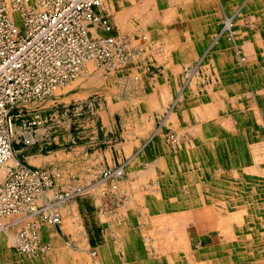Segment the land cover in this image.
Wrapping results in <instances>:
<instances>
[{
	"label": "rangeland",
	"instance_id": "rangeland-1",
	"mask_svg": "<svg viewBox=\"0 0 264 264\" xmlns=\"http://www.w3.org/2000/svg\"><path fill=\"white\" fill-rule=\"evenodd\" d=\"M38 2L39 0H25V4L30 7L37 6ZM99 5V7H95V11L97 14L99 13V15L101 14L97 11V9H114V4L111 0H102V3H99ZM230 5H232V8L230 9H217L214 19L215 22H200L202 33L206 32L205 28H210L212 27V23H215V27H217V29L213 34L212 39L216 37L218 41L217 46L209 45L204 48V61H202L203 64L201 70L205 76H210V78L211 72H214L217 75L216 77L222 78L223 75L229 74L227 76L228 78L232 76V78L237 79V71L240 68L239 72L242 73V80L240 81L241 86H239L238 88L240 89L236 91L239 103L235 102L231 105V109H228L230 112L233 108L232 114L234 112L233 115L235 117L230 122H232L234 126L217 117L215 122L217 124V130L214 128L213 131L215 134L212 132L213 129L209 132L207 128H204V130L202 131V133L208 134V136L212 139L211 142L208 141L206 143H200L199 148L195 149L194 147L193 150H189L192 152H189L187 149H185V152L182 153L185 161L186 159H190L191 163L193 161V156L195 157L193 162L194 166H191V168H189V163L186 166L184 172L185 176H187L188 174L190 178H188L187 176L185 179V176L183 174H178V177H184L185 180L183 179V183L181 182L179 185L171 186L169 184L171 188L170 190H166L164 188L162 192H160L161 195L158 198V202L160 203V205H157L156 207H154L153 205H148V207L139 206L140 202L137 201L138 199L134 198V192L133 197H125L124 194H122V196L119 195L118 191L119 187H121L120 184L122 182V187H131L132 191L135 187L130 177H112L115 171L120 169L124 162L129 159V157L123 158L121 164L112 165L113 160L103 156L105 155V151L108 148H113V144L105 141V134L107 130L104 125L89 126L87 125L88 123L85 126H81L82 124L80 125V120L85 119L86 122H94L97 121L98 117H100L99 108L96 107V102L90 101L88 103V106H86V108L84 109L83 115H80L78 111H74L72 114V117L74 116L73 118L76 121V126L74 125L72 127L73 136L71 138L69 146H80L81 142L84 141L81 134L84 130H88L89 135L86 137V139H88L89 145L88 152L90 154V158L93 160L90 161L91 159L89 158L90 162L87 166V169L83 167V171L81 173L82 177L80 176V178L82 179L81 183L80 179L78 178L79 181H77L75 185H70V182H72L73 179L75 180L77 177H79L76 176L78 172L73 173V175H71L70 177L68 176V174H63L64 171L62 167H60L57 171L55 170L54 174L52 170L38 167L33 168L24 164V166H27L30 169H37L41 173L42 181L44 182L45 187L43 188V190L51 191V193L47 195V198L44 195L40 198V204L38 203L39 208L46 207L47 204H50L52 202L56 203L60 194L66 196L67 193L68 195H70L69 193H73L78 188H83V190L80 191V194H76L75 197L70 200V202H72L70 203V206L67 205V208H65V206H61L58 208L59 211L57 212H59L58 214L61 215L62 224H59L57 226H54L49 221V216H47L48 214L45 213H42L38 217H30L26 213H20L8 217L6 219V222L14 223L16 225H14L13 228L12 226L9 227L8 232L10 234L4 232L0 233V264H29V262L31 261L54 262L56 260V257L52 253L55 252V246H52V243L47 240V236L51 235L52 233H55L61 240V245L59 248L62 250L61 253L57 256L63 261L69 260L71 264H78L83 260L80 259V254H82L83 257H86L85 262L87 264H153V259L159 260L161 257H163L164 252L167 251V248L168 251H170V249L172 250L168 253H171L174 259H176L177 254L175 252V247H177L176 244H178L182 236V244L184 245V247H186V254H183V252L181 251V256L184 257L183 264H217L212 263L210 262V260H208L210 255L209 253L211 252H208V249L213 245L221 243L223 244V231L216 229L211 233L207 232L204 228H208V223L205 220L199 219V217L204 216L206 218L207 213L205 210L206 208H211L213 217L218 218V220L220 221H225L229 216L235 213V204L233 202L235 199L234 197L237 198L239 197V195L248 196L250 194H253L251 200L253 199L252 203H254L255 205L257 201V204H259L260 201L264 198V73L262 72V74L260 72V69L264 65V0H231ZM227 17L232 18V27L230 29H226ZM223 21L226 22L223 23ZM242 33L245 34L243 35ZM241 36L242 38H244L242 40H247L249 38L255 37L257 39V41L255 42L256 44H243L239 42ZM223 46L230 47L229 52L233 51V55H231V58L232 60H234L236 57L235 66H237L238 69H236V67L230 66L232 65L230 63H233V61H230V63L226 62L228 60V57L227 60H225L224 51L220 50ZM257 55L258 57H256ZM246 56H250V58L248 57L247 59ZM215 58L217 63L211 61L215 60ZM251 58L252 60H250ZM253 63L257 64V68L254 67L255 64L253 65ZM127 64L128 63L124 65L127 66ZM124 65L121 64L117 67L126 68ZM112 70L113 72L118 71L117 69ZM254 70H256L258 78H255L253 75L249 76L250 73L247 72H254ZM122 80L123 82L127 83V89H134L139 93V95L140 93H143L138 87H135V78L129 77ZM195 80H198V78H195ZM190 81L191 79L190 77H188L187 73L185 82L189 83ZM199 81L201 83H204L203 88L207 90H210L214 85L213 79L208 80V78H204L203 76L199 79ZM216 81L218 82L219 79L216 78ZM244 83L246 84V87ZM63 88L65 87H62V89ZM56 94H58L57 91H54V94L42 100L21 101L16 105L15 109L10 111L9 116H12L17 120L15 135L13 139L14 158L7 164V171L16 167L18 163L23 164L20 161L22 155L20 153L18 154V150H20L23 146H34L36 144V141H38L40 135L45 139H48V137H53V130L54 128H56V126L52 127L50 132L48 125L57 124V120L55 122L47 121L43 125L36 126L33 129L29 130L25 129L24 122L31 121V114L33 112H42V117H49V111L52 110V107H54L53 105H61L58 104V102H52V97ZM125 96L128 97V94H125ZM255 101L259 102L258 108H253L252 106L254 105L255 107ZM129 103L130 104L128 105H130L129 109H131V112L133 110L132 108L136 107V104L133 100L129 101ZM236 104L240 105V107L245 110L241 112L242 115L240 117L243 121H245V126L239 127L237 121L241 119H239V117H236L237 114H239L237 107L235 106ZM247 104L249 105V107L253 108L250 112L251 115L247 113V111H250ZM202 107L204 106L202 105ZM138 109L139 108L137 105V108H134V110ZM139 110L141 111L142 115L145 113L144 109ZM167 112L168 111L165 110V114ZM219 112L221 116L224 115V112L221 110V108L219 109ZM21 113H23V117L21 116ZM111 113L113 114L115 113V111ZM255 115L256 117H254ZM99 119H101V117ZM208 120L209 119H205V121L202 120V125L203 123L207 124ZM184 124L186 126L188 125L187 120L186 122H184ZM68 128L69 130H71L70 126H68ZM142 128L145 127L143 126ZM160 129H162V126L158 127L155 132L158 131L160 135H164L162 138L166 139V144H168L172 150L179 151V148L184 147L180 146L182 145V143H179V139L178 141H176L177 132L171 131V128L165 127V125L163 126L164 132H161ZM49 133H53V135L49 136ZM170 139H173V141L171 142ZM143 143L145 142L140 143L138 148L142 146ZM207 145L213 146L215 148H219L221 146L222 149L220 152H222V155H218L217 158L215 157V159L211 158L213 159L211 161L210 157L212 153ZM50 148L51 149H45L44 153L46 150L57 152L58 150H62L64 147L61 145H55ZM138 148H136V152H133V154H137ZM95 149L99 150L98 156L94 155L96 154L94 153ZM156 149L161 150V146L156 147ZM249 149H253L251 153L254 160L251 159V153H249ZM224 152L226 153L225 156L223 154ZM141 154L142 153H140L139 155ZM254 154H257L256 157ZM139 166H137L136 168H139ZM78 168L80 169V167ZM134 170L135 169L133 168L126 167V171L124 173L128 175L132 174V177L137 176V174L131 173L132 171L134 172ZM6 173L7 174L4 176V178L0 180V184H3L8 179L9 173ZM94 173H96L97 175L95 176V178H93ZM89 174H91V178ZM210 174L214 175V184L215 186L217 185L215 197L207 189V185L211 182ZM50 182L51 186L47 185ZM61 184L65 187L60 186ZM182 185L183 187L184 185L186 186V188H184V191L183 187L181 188ZM56 186H58V188L62 187V189H56ZM227 186H229V188H227ZM230 186H232L233 189ZM222 188L225 189L223 190V192L220 191L222 190ZM237 190L239 191V193ZM208 196H210L212 199L207 201L205 199L206 203L204 206V213H201L204 215H195V206L186 205L185 207H182L181 205L183 203L195 205L197 199H204V197L206 198ZM124 199L125 201L128 200V205L125 207H123L122 205ZM168 202L169 204L165 205ZM226 205H228V207ZM62 207H64V209H62ZM252 207L253 208L250 207L248 210L249 214L247 213V223L250 222V217L252 214H255V212L257 211L260 212V207H257V211L254 208L256 206ZM183 210L185 213H183ZM66 211L68 212L66 213ZM261 211H264V204L263 210ZM178 213H183L184 216L180 215V217L182 216L183 218H179ZM121 214H124V217L126 218L123 219L126 220H119L122 216ZM159 216L161 219L163 218V216H165L166 219L164 217L165 220L162 219L160 221ZM129 217L131 219H129ZM156 218L158 219L157 221H155ZM174 219L177 220V223L179 225ZM182 219L184 220V222L181 221ZM167 220L172 221L168 222ZM186 222L188 224V229L186 235L184 236L183 232L186 231L184 229V223L186 224ZM72 223L75 225L73 226ZM258 223H260V220H258ZM181 224L183 225L181 226ZM79 225L83 229L80 234H78V229L80 227ZM165 225L168 226L164 228ZM33 227H35L38 231V246L41 247L44 245H49L50 247L47 249V251L39 253V255L36 253L32 255V253H25L16 249V242H18L17 240H20V237L18 236L19 232L23 230L30 232ZM182 228L184 231H182ZM172 229L174 231L173 234L171 233ZM163 230L166 231H164L163 233ZM165 232L168 233L165 234ZM179 233L180 237H178ZM220 236L222 237L220 238ZM221 239L223 240L222 242ZM211 240H213V243H211ZM69 242H71V246L68 244ZM188 252L192 253V255H190ZM108 255L112 256L108 258ZM212 258H214V255H212Z\"/></svg>",
	"mask_w": 264,
	"mask_h": 264
},
{
	"label": "crops",
	"instance_id": "crops-1",
	"mask_svg": "<svg viewBox=\"0 0 264 264\" xmlns=\"http://www.w3.org/2000/svg\"><path fill=\"white\" fill-rule=\"evenodd\" d=\"M111 1L114 4V9H97V11L100 12L102 17L109 21L113 27V31L107 33L102 29H95V32L105 36L110 34L118 36V41L121 39L133 53L130 54L131 60L127 66L124 65L126 68H118L117 66L109 67V65L95 62L92 64L90 63V66H87L86 71L82 75L83 79L63 88L61 90L62 92L60 91L61 93L57 92L58 94L52 97V102H58V104L61 105H53L54 107H52V110L49 112L53 113L56 110L55 108H57V106H62V104L68 106L84 105L86 107L90 101L96 102V107L99 108V114L102 120L99 119L100 117L94 122H86L84 119L80 120V125L82 124L81 126H85L87 123L89 126L104 125L107 130L105 141L113 144V148H108L103 156L112 159V165L121 164L123 158L129 157L122 167L124 166L126 168L129 166V168L135 169L134 172L132 171L131 173L137 174V176L131 177V174H126V177H131L130 179L133 185L135 183L134 190L142 192L148 190L146 191L148 193L150 190L152 193L147 196V202L148 198H152L154 200L156 199V204H158L161 190L164 188L168 189L169 183L171 186L179 185L184 179V177H178V174L184 175V164L185 162H188V164L190 163V159H186L185 161L182 156L185 149L188 151L193 150L194 147L197 149L203 141L211 142L212 139L208 134H204V137H202L195 131L197 128L199 129V127H201L202 122L205 121V119H209L207 124L203 123L202 125L207 126L209 132L212 129L213 132L214 128L217 130V124L215 123L217 117L233 125V123L230 122L235 117L233 115L234 112L232 114L233 108L230 111L231 113L229 110L232 104L235 102L239 103L236 91L240 89L238 87L241 86L240 81L242 80V73L239 72L240 68L238 69V67L235 66L236 57L232 60L231 55H233V51H230V53V47L228 46H223L220 50L224 51L225 60H227L228 57L226 62L230 63V61H233V63H230L232 64L230 66L238 69L237 79L232 78V76L228 78L227 76L229 74H225L221 78L216 77L217 75L211 72L210 78V76H205L202 73L201 68L202 61H204V48L209 45L217 46L218 41L216 37L212 39L217 29L215 23H212V27L205 28V33H202L200 27V22L214 21L219 7L220 9L232 8V5H230L231 0H213V2L212 0ZM100 3H102V1ZM210 3H214L216 6L214 4L212 6ZM242 34L244 35L245 33ZM242 39L244 38L241 36L239 42L243 44L252 43V45H255L257 41L255 37L247 40ZM256 57H258V55ZM211 61L216 62V58ZM254 67L257 68V64H255ZM112 69H117L118 71L113 72ZM190 70H193V75H188L191 81L186 83L185 78L187 73L190 74ZM256 70H254V72H247L250 73L249 76L253 75L255 78H258ZM202 76L208 78V80L213 79L214 85L210 90L203 88L204 83L199 81ZM129 77L136 79L134 85L143 92L142 94L140 93L139 95L134 89H127V83L123 82L122 79ZM195 78H198V80H195ZM216 78L219 79L218 82ZM180 93L183 95V100L174 105L172 111L171 107L174 100L178 98ZM125 94H128V97H126ZM131 100L136 104V107H134L135 109L138 105L139 109L145 110L143 115L139 109L134 110V108H132L133 110L130 112L131 109H129L130 105L128 104H130L129 101ZM200 103L204 107H202ZM255 104L257 106L255 105L254 108H258L259 102L255 101ZM235 106L239 113L236 117L241 119V112L244 109L241 108L240 105L236 104ZM247 106L250 110L247 111V113L251 115L250 112L253 108L249 107L248 104ZM220 108L224 112L222 116L219 112ZM165 110L168 111L166 114ZM204 110L208 112H204ZM113 111H115V113L112 114L111 112ZM73 117L71 115L69 117L70 120L66 118L64 121L57 120V124H49V131L52 127L56 126L54 130L52 129L54 135L53 133H49V136L53 135L52 138L48 137V139H45L40 135L34 146H23L18 150V154L20 153L22 155L20 161L23 165L25 164L33 168L49 169L52 170L53 173L55 170L57 171L62 167L64 171L63 174H68L70 177L73 173L78 172L76 176L79 177L75 180L73 179L70 185H75L76 182L79 181L78 178L81 183L82 179L80 176L83 167L87 169L89 162L93 160L90 158L88 152L89 145L88 139H86L89 135L88 130H84L81 134L84 141L81 142L80 146H69L73 136L72 127L74 125L76 126V121ZM254 117H256V115ZM186 120L188 123L187 126L184 124ZM237 122L239 127L245 126V121L242 119ZM164 125L165 127L171 128V131L177 132L179 143H182L180 146H184L183 148H179V151L172 150L169 145L166 144V139H162V135L160 136L159 133H154L155 130L161 126V132H164ZM68 126H70L71 130H69ZM143 126L145 128H142ZM155 138H158V140L155 141ZM159 139L161 141V150L157 151L156 147H158L157 145L160 143ZM142 142L145 143L138 148L139 144ZM55 145H61L64 148L57 152L46 150L44 153L45 149H51L50 147ZM136 148H138L137 154H133V152H136ZM209 148L212 153L210 157L211 161L215 159V157L217 158L218 155H222V152H220L222 149L221 146L219 148L209 146ZM98 152L99 150L95 149L94 153L96 154L94 155L98 156ZM140 153L142 154L139 155ZM223 154L225 156L226 153L224 152ZM154 159L158 160L155 161ZM193 162L194 157L189 168L194 166ZM178 165L181 168H179ZM137 166H139V168H136ZM78 167H80V169ZM148 171L149 174L147 173ZM144 174L145 176L142 177ZM89 175L91 178V174ZM93 176V178H95V176H97L96 173H94ZM143 181L145 184L142 183ZM136 184L138 185L137 187ZM60 186L63 185L61 184ZM57 188L58 186H56V189ZM58 189H62V187ZM81 190H83V188H78L76 191L78 192ZM134 190L132 191L131 187H119L118 193L121 196L124 194L125 197H130L131 195V197H133ZM50 193L51 191L47 192L48 195ZM68 202V204L72 203L70 200ZM127 202L128 200H123V207L128 205ZM121 215L119 220H126L123 219L126 218L124 214ZM129 219L131 218L129 217ZM47 237V240L52 243L51 245L55 246V252L52 254L55 255L56 260L54 262L31 261L29 264H71L69 260L63 261L57 256L62 250L59 248L61 245L60 238L57 237L55 233Z\"/></svg>",
	"mask_w": 264,
	"mask_h": 264
},
{
	"label": "built area",
	"instance_id": "built-area-1",
	"mask_svg": "<svg viewBox=\"0 0 264 264\" xmlns=\"http://www.w3.org/2000/svg\"><path fill=\"white\" fill-rule=\"evenodd\" d=\"M100 0H39L30 7L25 0H0V166L14 156L13 139L16 120L9 116L21 101L42 100L81 76L87 63L115 67L129 63L132 53L116 35L107 33L112 25L95 7ZM84 105L57 106L49 117L33 112L24 122L26 130L69 118L73 112L83 115ZM23 117V113H21ZM25 119V118H24ZM9 177L0 184V228L14 226L10 216L26 213L34 217L44 182L37 169L23 164L9 169ZM47 185L51 186V182ZM17 250L39 253L38 231L19 232Z\"/></svg>",
	"mask_w": 264,
	"mask_h": 264
},
{
	"label": "bare ground",
	"instance_id": "bare-ground-1",
	"mask_svg": "<svg viewBox=\"0 0 264 264\" xmlns=\"http://www.w3.org/2000/svg\"><path fill=\"white\" fill-rule=\"evenodd\" d=\"M102 0H100V2H101ZM212 2H213V0H212ZM207 3V2H206ZM205 3V4H206ZM215 3V2H214ZM213 3V4H214ZM210 4H212V3H210ZM213 4H212V6H213ZM215 5V4H214ZM221 5V4H220ZM256 5V4H255ZM216 6V5H215ZM218 6H219V4H218ZM223 6V5H222ZM217 9V8H216ZM219 9H220V7H219ZM261 11V10H260ZM227 16V15H226ZM225 16V17H226ZM224 22H226V21H223V23ZM264 24V23H263ZM262 24V25H263ZM224 25V24H223ZM227 27H226V29H230L231 27H232V18H228L227 17ZM219 28H221V27H219ZM225 28V27H224ZM222 33V32H221ZM229 34V33H228ZM220 35V34H219ZM233 37V36H232ZM219 38V37H218ZM231 38V37H230ZM220 39V38H219ZM234 39V38H233ZM118 40V39H117ZM224 40V39H223ZM121 42V41H120ZM251 44V43H250ZM245 47V46H244ZM237 49V48H236ZM209 50V49H208ZM207 50V51H208ZM247 50V49H246ZM219 51V50H218ZM216 52H217V50H216ZM241 53V52H240ZM133 54V53H132ZM207 55V54H206ZM248 55V54H247ZM209 57V56H208ZM247 57V59H248V57L250 58V56H246ZM224 59V58H223ZM250 60H252V58L250 59ZM91 63V62H90ZM90 63H87L86 64V66H85V68H84V70H83V72H82V74H81V76H79L76 80H74V81H72V82H70L69 84H67L66 86H60L59 88H57L55 91H57V92H59V91H61V89H62V87H68V86H70V85H72L73 83H75L76 81H80L81 79H83V74H84V72L86 71V69H87V66L89 67L90 66ZM217 63V62H216ZM92 64V63H91ZM203 64V63H202ZM215 65V64H214ZM238 65H240V64H238ZM254 65V64H253ZM205 66V65H204ZM242 66V65H241ZM110 67V66H109ZM196 68V67H195ZM246 68V67H245ZM90 69V68H89ZM207 69V68H206ZM89 72H90V70H89ZM219 72V71H218ZM260 72L262 73H264V65H263V67L260 69ZM262 73V74H263ZM189 76H192L193 75V70H190V74H188ZM82 77V78H81ZM249 95V94H248ZM183 95H182V93H180L179 94V96H178V98H176L175 100H174V103H173V105H172V107H171V110L173 111V106L174 105H176L178 102H180L181 100H183ZM255 99V98H254ZM248 100V99H247ZM182 102V101H181ZM253 106V108H254V105H252ZM208 112L207 110H204V112ZM206 114V113H205ZM212 114V113H211ZM248 116V115H247ZM246 119V118H245ZM204 128H207V126H201V127H199V129L197 130H195L197 133H199V135L200 136H202V137H204V134H206V133H202V131L204 130ZM208 129V128H207ZM161 130V129H160ZM176 132V131H175ZM175 132H174V134H175ZM234 132V131H233ZM154 133H158V131L157 132H154ZM161 136V135H160ZM164 135H162V137H163ZM240 136V135H239ZM154 137V136H153ZM158 138H159V136H158ZM158 138H155V141H157L158 140ZM163 139V138H162ZM176 141H178V139H179V137H178V134H177V136H176ZM171 140V142L173 141V139H170ZM174 140H175V138H174ZM220 140V139H219ZM159 144L157 145V146H161L160 144H161V141H160V139H159ZM204 143H206L205 141H203ZM213 143V142H212ZM153 144V143H152ZM208 146V145H207ZM209 147V146H208ZM159 149V148H158ZM157 149V151H159ZM162 149H164V148H162ZM253 150V149H252ZM252 150H250L249 149V153H251V151ZM257 151V150H256ZM255 155V154H254ZM257 155V154H256ZM256 155H255V157H256ZM193 156V155H192ZM181 157V156H180ZM194 157V156H193ZM254 157V158H255ZM14 157H12L11 158V160L13 159ZM195 158V157H194ZM175 159H177V158H175ZM251 159H253V156H252V153H251ZM10 160V161H11ZM155 161H157L158 159H154ZM206 160V159H205ZM254 160V159H253ZM10 161H8L6 164H4V165H2V166H0V180H2L3 178H4V176L7 174L6 172H8L7 171V169H8V163L10 162ZM15 161V160H14ZM132 161V160H131ZM256 162V161H255ZM155 163H157V162H155ZM206 163V162H205ZM154 164V163H153ZM131 165V164H130ZM185 165V169H186V166L188 165V162L187 163H185L184 164ZM190 165V164H189ZM179 166V165H178ZM129 167V166H128ZM179 168H181L180 166H179ZM253 168V167H252ZM255 168V167H254ZM261 168V167H260ZM184 169V170H185ZM256 169V168H255ZM258 169V168H257ZM180 170V169H179ZM126 171V168L123 166V167H121L120 169H118L117 171H115V173H114V175L112 176V177H119V178H124V177H126V173H124ZM183 171V170H182ZM181 171V172H182ZM209 171V170H208ZM259 171V170H258ZM257 171V172H258ZM217 172V171H216ZM148 174H149V171L147 172ZM199 173V172H198ZM210 173V172H209ZM112 174V173H111ZM143 174V173H142ZM194 174V173H193ZM197 174V173H196ZM172 175V174H171ZM170 175V176H171ZM211 175V182L207 185L208 186V190L210 191V193L215 197L216 196V187H217V185L215 186V180H214V175H212V174H210ZM264 175V174H263ZM262 175V176H263ZM131 177L133 176L132 174L130 175ZM143 176H145V174L144 175H142V177ZM184 176H185V174H184ZM187 176H188V178H190V176L187 174ZM187 176H185V179H186V177ZM130 177V178H131ZM172 178V177H171ZM106 179V178H105ZM153 179V178H152ZM184 179V180H185ZM213 179V180H212ZM215 179H217V178H215ZM264 179V178H263ZM144 181H146V180H144ZM144 181L142 182V183H144ZM110 182V181H109ZM226 182V181H225ZM123 183V182H122ZM122 183L120 184V186L122 187ZM152 183V182H151ZM145 184V183H144ZM170 184V183H169ZM134 185H135V183H134ZM138 185L136 184V187H137ZM263 186V185H262ZM183 187V185L181 186V188ZM230 187H232V186H230ZM122 188H125V187H122ZM141 188V187H140ZM168 189H166V190H170L171 188H170V185H168V187H167ZM184 188H186V186L184 185V187H183V191H184ZM225 188V187H224ZM227 188H229V186H227ZM153 189H154V187H153ZM161 189V188H160ZM231 189V188H230ZM232 189H233V187H232ZM240 189V188H239ZM144 190V189H143ZM181 190V189H180ZM223 190H225V189H223L222 188V190H220V191H222L223 192ZM227 190V189H226ZM44 191V190H43ZM40 192V194H39V199H38V202H37V205H36V208H34V211H36V213L34 214V217H38L39 215H41L42 213H45V214H48L47 216H49V221L54 225V226H57V225H59V224H62V218H61V215L60 214H58L59 212H57V211H59L58 210V208L59 207H61V206H65V208L67 207V205L68 206H70V204H68L69 202V200H71L73 197H75V195L76 194H79L80 193V191H75V192H73V193H69L70 195H68V193H67V195L65 196V195H63V194H60L59 195V197H58V200L56 201V203H54V202H52V203H50V204H47V206L46 207H40L39 208V200H40V198L44 195L46 198H47V195L48 194H46L48 191H50V190H48V191H44V192ZM146 191H148V190H146ZM146 191H136V190H134V197H135V199H138L137 201H141L140 202V205H141V207L143 206V207H145V206H147L148 207V205H153L154 207H156L157 205H160V203L158 202V204H156V199L154 200V199H152V198H148V202H147V196L148 195H150L152 192L149 190V193L148 192H146ZM153 191V190H152ZM160 191V190H159ZM238 191V190H237ZM160 192H162V190L160 191ZM226 192V191H225ZM236 192V191H235ZM154 193H157V192H154ZM198 193V192H197ZM238 193H239V191H238ZM46 194V195H45ZM158 194H159V192H158ZM160 195V194H159ZM159 195H157V196H159ZM255 195V194H254ZM51 196V195H50ZM132 196V195H131ZM130 196V197H131ZM181 196V195H180ZM183 196V195H182ZM237 196V195H236ZM253 196V194L251 195H248V196H240L239 195V197H234L235 199H237V200H235L234 198V204H235V213L234 214H232L231 216H229L228 217V219L227 220H225V221H220V220H218V218H215V217H213V215H212V209L211 208H206V218L204 217V216H201V217H199V219H201V220H205L207 223H208V228H204L207 232H209V233H211L212 231H215L216 229L217 230H222L223 231V240H224V242H223V244L221 243V244H217V245H213L212 247H210L209 249H208V252L209 251H211L208 255H209V258H208V260H210V262H212V263H217V264H264V211L262 212L261 210H263V204H264V198L260 201V203L259 204H257V202H256V205L254 204V203H252V200H251V197ZM176 197V196H175ZM169 198V197H168ZM255 198V197H254ZM257 198V197H256ZM205 199H206V201L207 200H210V199H212L210 196H208V197H204V199H197V202L195 203V205H190V204H188V203H183V204H181L182 205V207L184 206H186V205H188V206H195V208H196V211H194L195 212V215H198V214H201V213H204V206H205V203H206V201H205ZM153 201V202H151V201ZM41 201V200H40ZM39 203V204H38ZM74 203V202H73ZM64 204H66V205H64ZM167 204H169V202L168 203H166L165 205H167ZM193 204V203H192ZM59 205V206H58ZM227 207H228V205H226ZM252 206H256V207H254L255 208V210L257 211V207L259 208L260 207V212L259 211H257V212H255V214H252L251 215V217H250V222L249 223H247V221H246V217H247V215L249 214V212H248V210H249V208L251 207V208H253ZM140 207V208H141ZM62 209H64V207H62ZM56 211V212H55ZM61 211V210H60ZM182 211V210H181ZM68 211H66V213H67ZM177 212V211H176ZM147 213V212H146ZM155 213V212H154ZM183 213H185L184 212V210H183ZM183 213L182 214H179V218H181L182 216H184L183 215ZM248 213V214H247ZM151 214V213H150ZM174 214V213H173ZM177 214V215H178ZM257 214H260V215H257ZM169 215V214H168ZM175 215H176V213H175ZM180 215H182L181 217H180ZM201 215H204V214H201ZM76 216V215H75ZM170 216V215H169ZM155 217V216H154ZM164 217L165 216H163V218L162 219H164ZM24 218V217H23ZM147 218V217H146ZM158 218V217H157ZM156 218V220L155 221H157L159 218H160V216H159V218L157 219ZM176 218H178V217H176ZM183 218V217H182ZM161 218L159 219L160 221L162 220ZM165 219H166V217H165ZM164 219V220H165ZM169 219H171V218H169ZM184 219H186V218H184ZM21 220V219H20ZM40 220H42V219H40ZM64 220V219H63ZM148 220V219H147ZM172 220H173V218H172ZM172 220H169V221H172ZM174 220H176V219H174ZM258 220H260V223H258ZM154 221V220H153ZM168 221V220H167ZM168 221V222H169ZM182 222H184V220L182 219L181 220ZM50 222H49V224H50ZM164 222V221H163ZM187 222H188V220H187ZM187 222H186V224L184 223V229L186 230L185 232H183L184 233V236L186 235V232H187V229H188V224H187ZM167 223V222H166ZM176 223H177V220H176ZM73 224V223H72ZM153 224V223H152ZM165 224V223H164ZM163 224V225H164ZM178 224V223H177ZM19 225V224H18ZM75 224H73V226H74ZM154 225V224H153ZM174 225V224H173ZM179 225V224H178ZM183 224H181V226H182ZM33 226V225H32ZM80 226V225H79ZM166 226H168V225H165V227L164 228H166ZM36 227V226H35ZM170 227V226H169ZM12 228H13V226H12ZM15 228V227H14ZM20 228V227H19ZM163 228V227H162ZM177 228V227H176ZM76 229V228H75ZM119 229V228H118ZM180 229V228H179ZM20 230V229H19ZM83 229L81 228V226L79 227V229H78V231H79V233L78 234H80L81 233V231H82ZM120 230V229H119ZM155 230V229H154ZM153 230V231H154ZM168 230H169V228H168ZM71 231V230H70ZM69 231V232H70ZM113 231H114V229H113ZM153 231H151V232H153ZM164 231H166V230H163L162 232L164 233ZM172 231H173V229H172ZM171 231V233L173 234L174 233V231L172 232ZM177 231H178V229H177ZM182 231H184L183 230V228H182ZM2 232H4V233H7V234H10L9 232H8V230H7V227H1L0 228V233H2ZM72 232V231H71ZM76 232H77V230H76ZM156 232V231H155ZM154 232V233H155ZM176 232V231H175ZM130 233V232H129ZM138 233V232H137ZM153 233V234H154ZM166 233H168V232H165V234ZM178 233V232H177ZM182 233V234H183ZM131 234V233H130ZM181 234V235H182ZM169 235V234H168ZM177 235V234H176ZM179 235V236H178ZM177 236L178 237H180V233L178 234ZM19 236V235H18ZM173 236V235H172ZM12 237V236H11ZM169 237V236H168ZM171 237V236H170ZM183 237V236H182ZM181 237V238H182ZM219 237V236H218ZM222 236H220V238H221ZM167 238V237H166ZM180 238V241L178 242V244H176L177 245V247H175V252H176V254H177V257H176V259H174V257L171 255V253H168V252H170V251H172L171 249H170V251H168V248H167V251H165L164 252V255H163V257H161L159 260L158 259H153L154 260V263L153 264H162V263H167V264H183V256H181V251L183 252V254H186V247H184V245L182 244V239ZM39 239V238H38ZM169 239V238H168ZM218 239V238H217ZM186 240V239H185ZM222 239H221V242L223 241ZM18 242H16V241H14V242H16V244L18 245L19 243H20V240H17ZM170 241V240H169ZM183 241H184V238H183ZM213 240H211V243H213L212 242ZM186 243V242H185ZM16 244H14V245H16ZM70 246H71V242H69L68 243ZM116 246V245H115ZM44 247H47V249L48 248H50L49 247V245H44ZM155 248H156V246H155ZM47 249L45 250V251H47ZM52 249V248H51ZM149 249V248H148ZM151 249V248H150ZM150 251V250H149ZM151 252V251H150ZM154 252V251H153ZM158 252V251H157ZM106 253V252H105ZM189 253V252H188ZM190 255H192V253H189ZM18 255V254H17ZM33 255V254H32ZM212 255H214V258H212ZM24 256V255H23ZM110 256H112V255H110ZM109 255H108V258L110 257ZM26 257V256H25ZM30 257V256H29ZM153 257V256H152ZM16 259H17V257H16ZM80 259H83L82 261H80L79 263H84L85 262V259H86V257H83L82 256V254H80ZM19 260V259H18ZM113 260V259H112ZM150 260V259H149ZM91 262V261H90ZM112 262V261H111ZM134 264V263H133ZM152 264V263H151Z\"/></svg>",
	"mask_w": 264,
	"mask_h": 264
}]
</instances>
